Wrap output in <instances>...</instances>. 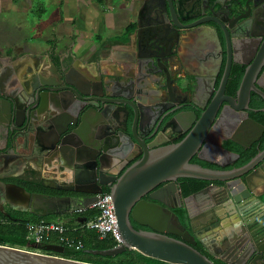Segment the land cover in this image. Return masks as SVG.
Listing matches in <instances>:
<instances>
[{"label": "water", "instance_id": "obj_1", "mask_svg": "<svg viewBox=\"0 0 264 264\" xmlns=\"http://www.w3.org/2000/svg\"><path fill=\"white\" fill-rule=\"evenodd\" d=\"M198 1L146 0V21H139L144 28L135 53L125 59L122 73L108 74V78L81 70L76 75L49 58L46 71H30L21 82L26 87V104L18 90L8 88L13 66L0 70V132L12 148L21 150L18 138L34 133V154L48 164L56 162L58 171L67 175L62 181L84 184L72 189L94 193L73 203L72 210L90 207L99 199L102 186L110 187L122 240L108 248H85L89 253L116 256L136 249L172 264H217L213 256L224 264H264V201L256 193V179L264 170V149L241 164L261 133L252 140L250 137L260 127L264 131V122L250 113L259 109L250 105L252 92L264 98L260 82L264 77V39L258 32L244 33L250 19L258 22V14L253 12L248 18L242 12L224 24V19L201 16ZM252 1L259 10L264 6V0H245L249 7ZM193 9L197 12L186 14ZM211 20L222 25L227 41L230 35H238L239 39L257 38L259 43L250 47L251 58L242 61L245 72L235 93L226 92L233 63L240 61L233 56L234 45L210 101L204 105L192 99L193 109L179 110L184 104L174 102L173 93L187 84L175 67L178 62L170 56L176 51L183 57L181 39L191 29L195 33L191 36L202 38L214 50L199 61L201 72L193 73L216 77L212 71L219 67L223 55L218 52V31L208 25ZM146 39L155 49L153 53L143 52L141 44ZM159 48L165 52L158 54ZM155 74L159 76L153 79ZM133 87L136 93L129 91ZM65 89L73 94L72 100L65 96ZM168 129L174 135L188 133L177 142L157 137L148 142L147 138ZM110 136L116 141L113 148ZM135 147L141 156L129 164ZM111 153L119 154L123 167L127 165L120 176L106 171L112 164ZM194 155L216 166L191 161ZM180 177L200 178L207 184L185 196L176 182ZM31 194L21 184L0 180V209L5 212L7 204L29 211ZM145 195L159 202H151ZM175 208H182L183 215ZM131 217L151 229L136 228ZM198 241L205 251L196 246ZM78 251L81 249L53 242H31L26 248L0 243V264H101L60 254Z\"/></svg>", "mask_w": 264, "mask_h": 264}, {"label": "flooded vegetation", "instance_id": "obj_2", "mask_svg": "<svg viewBox=\"0 0 264 264\" xmlns=\"http://www.w3.org/2000/svg\"><path fill=\"white\" fill-rule=\"evenodd\" d=\"M145 1L146 0L141 1V5L139 9V21L140 22L146 21V16H144V14L146 15V11H144L143 9V4L145 3ZM261 3L262 2H260L259 5ZM198 4L200 7V10L203 11V15L201 16L211 15L214 17H218L219 19H224L225 20L224 24L229 22L230 19L232 20L236 19L237 17L241 15L242 12L247 13L248 18H249V15L253 14V12L257 13L258 22H254L252 19H250L249 20L251 22L250 26H248V28L245 29L244 33L258 32L261 34V37H262L261 39H264V6L259 10L258 5L254 6L253 5L254 1H252L250 3L251 7H249V5L245 2V0H243L242 4H240V0H237V1L235 0H201L200 1L199 0ZM187 11H188L186 13L187 15L189 14L193 15L195 12H197L194 9L187 10ZM198 17L199 16L191 17L190 20L198 18ZM254 20H257V18H255ZM140 22H139V33L140 31L142 32L144 28L143 26H140ZM208 23H209L208 24L209 26H211L212 28H215L218 31V35L221 39L222 48L220 47L218 51V52H221L223 55L221 64L219 65V67H217L216 65L214 67V70L212 71V72H216L217 74L216 77L213 75L212 76L209 75L210 73H207V72L198 73L199 74L198 76H196L193 73V71L195 70L197 72H201V69H200L201 66L199 64V61L207 58L208 56H211V52H213L214 50L212 48L210 49V46L206 44L202 40V38H198V36H193L195 35V33L192 32L191 29L188 31L189 34L186 32L184 37H182L181 39L184 42L183 49L182 47L180 48L178 47L179 50H182L181 53L183 57L181 58L180 56H178L176 51L172 53L170 56L175 62L176 61L178 62V64H176L175 67L179 68L180 70L179 75L185 77L184 79L187 84L183 88H177L176 92L173 93V96L175 98L174 102H178L177 104H181V103L184 104L183 107L179 110L188 109V108L193 109L194 106L191 104L192 99H196L197 101H199L201 104H204V105L207 104L208 101H210L211 99L210 93L213 92V89L219 86L221 79L223 77L225 66L227 63L228 51L230 49L232 50V48L233 47L235 48L236 46L237 49L236 50L233 49V56L234 58L240 60L241 62L239 61V62L233 63L231 73H230L231 77L229 78V81L226 85L227 93L229 94L235 93L240 85L241 79L245 72L246 65L243 64L242 61L251 58V56L253 55V51L250 47H252L253 44L259 43V40L257 38L239 39L241 37H237L238 35L236 36L230 35V37H228L229 39L228 41L231 46L228 47L229 43L226 38V31L223 29L222 25L216 22L215 20H211ZM147 31H148L147 29L144 30V32H147ZM191 34L193 35L191 36ZM146 36L147 37L150 36V33L147 32ZM232 39L234 40V42H232ZM141 46H142V50L144 53L148 54V53H153V51H155L153 47H150L151 43L147 39L142 42ZM174 48L175 46L172 47V49ZM57 49H58L57 46L55 45V43H53L50 49L47 51V53L44 54V56L33 58L32 62H30L31 63L30 65L31 74H37V72L40 70L46 71L44 70V68L49 65L48 59L51 58L56 63V65H58V67H64V68L66 67L69 71H71L72 73L74 72L77 75L80 69L78 68V65L75 62L77 60V56L74 53L73 48L72 47L67 48L64 54L62 55L58 54ZM132 49H133L132 52L127 53L125 55L127 59H131L133 57V54L135 53L134 46ZM158 52H159L158 54H160V53H164L165 51H161V49L159 48ZM6 65L7 67L13 66L14 68V65L12 63H4L0 66V70L3 66L6 67ZM113 69L114 71L111 73L110 72L105 73L101 71L100 74L108 78L109 77L108 74L116 75L124 71V68H123V71H119V70L116 71L115 68ZM96 71H99V70L96 68ZM31 74H30V71L28 74L27 73L23 74V73H19L16 69H14L13 74L8 79L9 81L8 88L12 87V91L18 90V93L22 96L21 98L26 102V104L28 103V98L26 97V87L21 82L25 80L26 76L31 75ZM152 76L154 79L156 77L158 78L159 75L155 74ZM178 81L179 79H177V83ZM260 82L263 84L262 88L264 90V77L263 79L260 80ZM214 85H215V88H214ZM154 86L156 87L158 85L154 84ZM131 89L129 91H131L132 93H136L137 91L136 87H133ZM65 90H67V91H64L65 96L68 95L69 98L72 100L73 94L71 93V91L68 89H65ZM67 92L69 93L67 94ZM163 94H167V93H163ZM250 105L252 107L259 108L257 110H250L251 115H253L254 117H255V114L261 115L260 117L264 115V111L261 110V108L264 107V98L262 96H259L255 92H252V99H251ZM164 106H166V104ZM198 113H200V111H198ZM187 133L188 132L186 131H182L180 133L178 132L177 135H174L172 134V131L168 129L159 135L155 134L152 138H147V139H148V142H151L155 139V137H157L158 140L167 138V139H170L172 142L173 141L177 142V141H180ZM258 133L259 134L261 133V135L259 136V140L255 142L254 148L251 149V150H255L254 154L264 149V145H263L264 131H262L261 127L258 128L256 134H253L250 137V139L251 140L254 139ZM173 136L175 137L174 139H173ZM5 138L6 137H4L3 132L2 134L0 132V180L4 182L21 184L32 193L31 194L32 196L29 197L30 205H29V211H28L31 214L35 216H39V217H51V216L63 217L65 215H74L75 211L71 209L73 207V203L82 201L94 195V193L81 192L76 189H72L73 187H81L84 184L78 183L75 180L67 181V182L62 181L64 179H67L66 177L67 175L60 173L61 175L58 176L57 175L58 169L56 165L54 169L52 170L53 175L55 174V176L50 177L51 179H46V176H43L42 173L38 171L39 168L36 165H34L33 161L37 165H39V163L42 164V163H47V162L40 155L34 154V150L37 148L34 145V139H35L34 133L33 135L29 134V135H24L18 138L17 146L19 149H21L19 150L21 152L19 151L16 152L14 150L15 148L14 147L12 148L9 141L7 142ZM109 140L113 148V145L114 143H116V141H114L113 137L111 139V136ZM239 147L240 146L236 147V149ZM130 154L131 155H129L130 156L129 160L131 159V161H129V164L141 156V154L139 153V150L136 147L133 149V151ZM110 156H112V164L110 163L111 165L107 167L106 171L108 173L116 174L120 176L127 165L123 167L124 160L122 161L120 159L119 154L111 153ZM197 158L198 157L194 155L191 158V161L200 162L202 164H204V162H207L199 158L198 159L200 161H198ZM12 160H15L16 164H15V167L11 169L10 166L12 165V162H11ZM28 162H31V163L29 164ZM26 163L28 164L26 165ZM213 166H216V165L213 164ZM25 174H29V175H25ZM57 179L60 180L61 182L58 181ZM176 182L181 187L185 183L180 178H178ZM40 185H46L48 186V188L34 189V190H31L29 188V187L39 188ZM102 188H103V192H106V191L110 192V187L108 185H103ZM144 198L150 200L151 202H154V201L159 202L157 200L151 199L149 195H145ZM8 208H9L8 205L5 204V210H8ZM66 210H68V212H66ZM174 210L179 212L177 208H175ZM131 219H134V218L131 217ZM140 224L143 225L140 229H151V227H148V228L144 227V226H148L147 224H144V223H140ZM198 244L201 245L202 249L205 251V248L203 247L202 243L198 241L196 246ZM51 253H56V252H51Z\"/></svg>", "mask_w": 264, "mask_h": 264}, {"label": "crops", "instance_id": "obj_3", "mask_svg": "<svg viewBox=\"0 0 264 264\" xmlns=\"http://www.w3.org/2000/svg\"><path fill=\"white\" fill-rule=\"evenodd\" d=\"M141 1L49 0L52 6H56L54 14L46 16L47 8L39 6L37 9L40 13L31 26L32 29L34 26L40 29V33L44 32L49 35L52 32L51 37L47 38L49 41L46 39L45 46H38L33 41L35 34H31L29 38L26 37L16 43L6 34H0V66L4 63H12L19 73L28 74L31 71L32 59L44 56L55 43L58 48L57 52L61 55L67 48L72 47L77 56L75 62L78 68L85 73L98 74L101 71L111 73L114 71L113 68L116 71H123L126 65L125 55L133 51L132 48L138 40ZM30 3L32 4L31 0H25V2L23 0H0V23L5 24L3 22L4 12L16 10L14 8L17 5H20L17 10L30 11L32 8ZM38 20L41 25L47 27L49 33L40 28ZM33 163L39 168L38 171L46 176V179L55 176L52 170L56 162L39 163V165L34 161ZM12 165L15 167V163ZM261 174L256 179L258 184L256 193L264 201V170H261ZM57 175H61L59 171ZM262 207L264 208V204ZM67 216L62 217H65V220L60 217V220L69 225L76 224L78 217L69 218V215ZM73 219L76 221H72ZM57 241L54 235L52 242L57 243ZM213 258L222 262L219 257L213 256Z\"/></svg>", "mask_w": 264, "mask_h": 264}, {"label": "trees", "instance_id": "obj_4", "mask_svg": "<svg viewBox=\"0 0 264 264\" xmlns=\"http://www.w3.org/2000/svg\"><path fill=\"white\" fill-rule=\"evenodd\" d=\"M260 116L261 115L255 114V117L260 118V120L264 122V115L262 117ZM254 153H255V150H250L249 152H247L245 155L244 161H242L241 164L247 162L251 158V156L254 155ZM197 160L200 161L198 158ZM204 164L213 166V164L209 162H204ZM180 179L185 182L182 185L183 194L185 196L201 189L207 183L206 180H203L200 178H194V177H180ZM29 188L31 190L45 189V188H48V186L40 185L39 188L38 187H35V188L29 187ZM177 210L179 211V213L181 214L183 213L182 208H177ZM97 213H98V209L89 208L88 210L84 212L82 216L90 218L96 215ZM0 216L5 217L8 221L5 223H0V243L20 246V247H25V248L28 247L27 246L28 239H27V228L24 226L23 222L24 221H38L43 218H45V220H48L49 218V217L35 216L28 211L13 210V209H10L8 213L2 212L0 210ZM72 221H75V220L73 219ZM132 222L134 226L138 229H140L143 226L140 224V222H138L135 219H132ZM144 227L148 228L150 226H144ZM80 234H81V239L84 243V248L81 251H85V248H108L116 244L115 239L111 235H108L105 238H100L98 233L93 229H84L80 231ZM197 247L202 249L201 245L199 244L197 245ZM131 250L132 249L127 250L116 256H102V255L96 254V256H98L99 259L93 260L91 258H87V259H82V260L92 261V262L101 263V264H172V263H169V262L157 259V258L146 256L143 253L136 250L139 255H142L145 258L143 262L139 263L131 254H129ZM86 252L89 253L88 251ZM69 254H68L69 256L77 258L72 255L73 253H69ZM90 255L92 254L90 253ZM124 255L126 256L124 257ZM215 261L217 262V264H224L220 260H215Z\"/></svg>", "mask_w": 264, "mask_h": 264}, {"label": "built area", "instance_id": "obj_5", "mask_svg": "<svg viewBox=\"0 0 264 264\" xmlns=\"http://www.w3.org/2000/svg\"><path fill=\"white\" fill-rule=\"evenodd\" d=\"M89 208L98 209V213L90 218L83 217L82 215ZM74 211V215L80 217L79 220L76 219L77 222L74 225H69L60 220H45V218L38 221H24L23 224L27 228L28 243L52 242L54 235H56L57 243L82 250L84 243L81 239L80 231L84 229L95 230L100 238L111 235L115 239L116 244L121 242L122 239L118 230V217L111 192L100 193L99 199L90 207L78 208ZM5 222H8L7 219L0 216V223Z\"/></svg>", "mask_w": 264, "mask_h": 264}, {"label": "rangeland", "instance_id": "obj_6", "mask_svg": "<svg viewBox=\"0 0 264 264\" xmlns=\"http://www.w3.org/2000/svg\"><path fill=\"white\" fill-rule=\"evenodd\" d=\"M23 2H25V0H23ZM31 2L33 5L30 3L32 6L30 11H26L24 9L17 10V8L20 6V5H17V7L14 8L16 10H14V11L9 10L8 12L3 13V16H4L3 22L5 24L0 23V26H1L0 27V34H6L9 39L12 38L16 43L18 41H21V39H24L26 37L29 38L31 36V34H33V35L35 34L34 39H33L34 43H36V45H38V46H45L47 43L46 39L47 38L49 39V37H51L50 35L52 34V32L49 33L47 27H44L43 25H41V22L39 20L38 21L40 24V28L45 29L44 31H46V33H49V35L45 34L44 32L40 33V31H41L40 29L38 30L35 26L32 29L31 26L33 24V21L37 18V15L40 13L37 9L39 6H45L47 8L46 9L47 11H45L46 16H49L50 14L51 15L54 14L53 11L55 10L56 6H52L50 4L49 0H46V1H44V0H31ZM44 35H45V37H44ZM50 42H54V41H50ZM42 49H44V48H42ZM11 162L14 164L15 160H13ZM10 168L11 169L14 168V165H11ZM25 175H29V174H25ZM65 216L68 217L67 215H65ZM61 218L57 217V216H51L48 219L60 220ZM64 218H62V219L65 220ZM69 218H77V217L75 215H72V216L69 215ZM77 219L79 220L80 217H78ZM53 254H57V253H53ZM60 254L64 255V256L70 255L69 253H60ZM129 254H131L139 263H141V262H143V260H145V258L142 255H139L137 253L136 249H132ZM72 255L77 257V258H80V259H87V258H91L93 260L99 259V257L96 256L95 254L90 255V253H87L86 251H78V252L73 253ZM125 256L126 255H124V257ZM103 260H105V259H103Z\"/></svg>", "mask_w": 264, "mask_h": 264}, {"label": "clouds", "instance_id": "obj_7", "mask_svg": "<svg viewBox=\"0 0 264 264\" xmlns=\"http://www.w3.org/2000/svg\"><path fill=\"white\" fill-rule=\"evenodd\" d=\"M10 209H12V208H8V210H6L5 213H8L10 211ZM13 210H16V209H13Z\"/></svg>", "mask_w": 264, "mask_h": 264}]
</instances>
